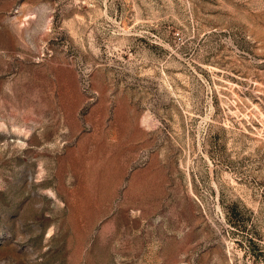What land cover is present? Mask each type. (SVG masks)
<instances>
[{
  "label": "rangeland",
  "instance_id": "374dc122",
  "mask_svg": "<svg viewBox=\"0 0 264 264\" xmlns=\"http://www.w3.org/2000/svg\"><path fill=\"white\" fill-rule=\"evenodd\" d=\"M0 264H264V0H0Z\"/></svg>",
  "mask_w": 264,
  "mask_h": 264
}]
</instances>
